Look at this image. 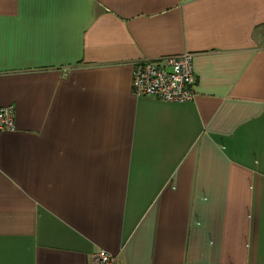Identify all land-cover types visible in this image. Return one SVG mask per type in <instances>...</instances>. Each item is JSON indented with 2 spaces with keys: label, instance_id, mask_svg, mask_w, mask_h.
Wrapping results in <instances>:
<instances>
[{
  "label": "crops",
  "instance_id": "crops-1",
  "mask_svg": "<svg viewBox=\"0 0 264 264\" xmlns=\"http://www.w3.org/2000/svg\"><path fill=\"white\" fill-rule=\"evenodd\" d=\"M193 53L195 97L131 89ZM0 264H264V0H0Z\"/></svg>",
  "mask_w": 264,
  "mask_h": 264
},
{
  "label": "built area",
  "instance_id": "built-area-1",
  "mask_svg": "<svg viewBox=\"0 0 264 264\" xmlns=\"http://www.w3.org/2000/svg\"><path fill=\"white\" fill-rule=\"evenodd\" d=\"M193 53L185 52L157 60L138 61L133 69L131 89L138 98L148 97L168 102H185L195 97L196 76ZM14 107H0V132L14 130ZM88 264H118L119 258L105 250L89 255Z\"/></svg>",
  "mask_w": 264,
  "mask_h": 264
}]
</instances>
